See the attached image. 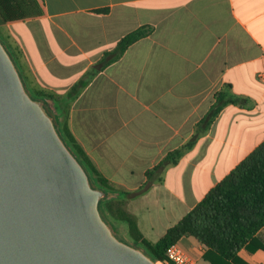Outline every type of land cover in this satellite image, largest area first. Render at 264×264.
Returning a JSON list of instances; mask_svg holds the SVG:
<instances>
[{
  "label": "crops",
  "instance_id": "obj_1",
  "mask_svg": "<svg viewBox=\"0 0 264 264\" xmlns=\"http://www.w3.org/2000/svg\"><path fill=\"white\" fill-rule=\"evenodd\" d=\"M38 1L41 15L0 23V36L18 52L28 91L52 95L48 110L66 115L95 174L114 190H140L146 172L192 138L216 92L245 99L222 107L175 164L126 199L154 242L264 140V0ZM139 28L148 31L118 59L95 66ZM256 238L264 243V224ZM176 244L193 264H211L194 237ZM252 245L239 261L264 264V249Z\"/></svg>",
  "mask_w": 264,
  "mask_h": 264
},
{
  "label": "water",
  "instance_id": "obj_2",
  "mask_svg": "<svg viewBox=\"0 0 264 264\" xmlns=\"http://www.w3.org/2000/svg\"><path fill=\"white\" fill-rule=\"evenodd\" d=\"M47 100L0 38V264H167L114 230Z\"/></svg>",
  "mask_w": 264,
  "mask_h": 264
},
{
  "label": "trees",
  "instance_id": "obj_3",
  "mask_svg": "<svg viewBox=\"0 0 264 264\" xmlns=\"http://www.w3.org/2000/svg\"><path fill=\"white\" fill-rule=\"evenodd\" d=\"M41 14L42 8L38 0H0V23L37 17ZM147 31L146 28H139L123 36L95 66L102 68L118 59L130 43L145 35ZM0 38L20 70L18 52L10 49L1 36ZM30 93L36 98H52L51 94L42 91ZM244 100L227 90L216 92L214 102L197 124L192 138L182 147L169 151L148 170L147 179L137 192L114 190L99 178L89 158L72 137L67 127L66 115H55L54 119L65 143L85 167L92 185L105 191L106 194L100 201L101 210L122 237L143 249L154 260L166 261L165 251L171 244L181 237L192 236L207 248L204 258L211 264H242L237 253L242 247H247L249 242L253 244L250 249H264V243L256 238L257 232L264 224V140L154 242L143 236L135 217L125 210L124 205L126 199L139 194L150 184L155 170L175 164L181 155L193 146L197 137L205 132L222 107L228 103H242ZM167 264L174 262L167 260Z\"/></svg>",
  "mask_w": 264,
  "mask_h": 264
},
{
  "label": "built area",
  "instance_id": "obj_4",
  "mask_svg": "<svg viewBox=\"0 0 264 264\" xmlns=\"http://www.w3.org/2000/svg\"><path fill=\"white\" fill-rule=\"evenodd\" d=\"M260 77L264 76V72H257ZM167 260L174 262V264H193L192 259L176 244H171L165 251ZM167 260L164 261L167 263Z\"/></svg>",
  "mask_w": 264,
  "mask_h": 264
},
{
  "label": "rangeland",
  "instance_id": "obj_5",
  "mask_svg": "<svg viewBox=\"0 0 264 264\" xmlns=\"http://www.w3.org/2000/svg\"><path fill=\"white\" fill-rule=\"evenodd\" d=\"M115 230V229H114ZM117 232V231H116ZM152 237V239H154V236H151Z\"/></svg>",
  "mask_w": 264,
  "mask_h": 264
}]
</instances>
